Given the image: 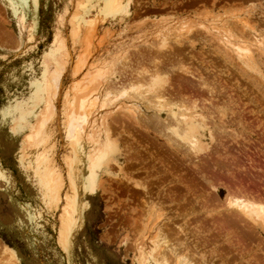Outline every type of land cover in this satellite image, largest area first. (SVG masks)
Instances as JSON below:
<instances>
[{
    "label": "rangeland",
    "instance_id": "1",
    "mask_svg": "<svg viewBox=\"0 0 264 264\" xmlns=\"http://www.w3.org/2000/svg\"><path fill=\"white\" fill-rule=\"evenodd\" d=\"M131 1L103 13L104 0H0V264H155L159 232L171 241L173 253H165L170 264L185 255L192 264H263L264 231L246 228L249 222L240 223L226 203L239 196L264 201V53L254 47L253 63L210 41L185 47L182 62L194 70L204 58L207 63L198 67L203 77L215 79L213 84L227 92L214 100L220 106L212 114L215 125H221L217 117L223 112L229 114L228 131H213V142L206 133L199 136L207 153L186 161L122 115L135 90L124 86L110 96L111 107L121 104L117 113L101 111L99 102L89 99L90 120L119 113L113 119L121 122L120 128L111 124L119 150L98 172L95 192L89 190L85 157L75 161L76 137L67 129L69 116L82 113L80 98L92 99L99 89L102 99L108 91L101 85L110 80L108 69L90 83L91 65L132 55L139 45L185 22L219 31L229 24L235 37L241 34L252 42L250 30L240 33L239 22L247 18L256 34L264 35V0ZM20 16L25 17L24 30ZM119 44H127L124 54L115 51ZM82 143L84 154L90 145ZM130 176L147 183L149 192L136 189L133 180L127 181ZM159 211L165 215L159 217ZM230 217L239 220L231 223Z\"/></svg>",
    "mask_w": 264,
    "mask_h": 264
},
{
    "label": "bare ground",
    "instance_id": "2",
    "mask_svg": "<svg viewBox=\"0 0 264 264\" xmlns=\"http://www.w3.org/2000/svg\"><path fill=\"white\" fill-rule=\"evenodd\" d=\"M122 1L123 0H104L103 7H102L103 13H106L109 9H111L113 12L115 10H119L120 7L122 6ZM129 1L130 2L128 3V5H131L132 1L131 0H129ZM102 10H101V12H102ZM122 12H124L123 14L127 15L126 10H124ZM246 19L244 21L239 22L240 28H241L240 33L244 32L247 34L248 30H250L252 32V35L250 37H253L252 42H247V41L243 40L242 38H244L243 37L244 35L242 36L241 34H239L240 38L235 37L233 34V30L230 28L229 24L228 25L226 24V26H224L225 28H223V30L219 31L215 27H206L202 24L192 25L189 22H185L184 24L180 25L177 29H175L176 31H174L173 33H170L168 35L167 33L162 32L161 34L157 35V40L151 41L150 43H147L144 47L139 45L137 47V50H134V52H133L134 54H132V55H129V54H131V51L128 50V52L130 51L129 54H125L124 56L120 55L119 58L112 57L111 60L112 61L114 60L113 62L111 61L109 63H107V62L105 63V61L104 62L101 61V63H98V65H97V66L101 67L100 69L97 68V66H94L95 64L91 65L92 69L91 68L90 69L92 71L95 70V72L93 71L94 74L92 72L91 73L92 75L90 74V77H88L90 83H95V81L98 79L96 77L97 76L99 77V75H100V71H102V70L105 71L108 69L110 80L107 83H103V84H101V81H99L100 84L102 85V87L107 88L108 91L105 92V95L103 96L102 99H100V96H99V93H100L99 89H96V90H94V92H92V99L93 100L91 98H88V97L80 98L79 111L82 113L79 114L78 112L75 113L74 111L71 112V113L74 112L75 114L73 113V114H71V116H69L70 117V120L68 121L69 122V124H68L69 129H67V130H69L70 134H74L76 137L75 146L73 147V155H74L75 161L79 160L80 157H83V156L85 157V165H86L85 170H86V174H87V183L86 184L92 193L95 192L96 187H97L96 181H97L98 172L101 170L102 166L110 160L111 155L115 154L119 150L118 140L114 137L116 130H115V133H113L114 130H112V127H114L115 125L112 126L111 124L116 123V121H117V120L113 119L114 117L115 118H117V116H118V118L120 117L119 113H118V115L116 113H117V111H119V109H120L119 105H121V104L116 105L115 102L118 101V99H117V101H114L115 106L113 105V107H111V105H110L111 100H109V99H111L110 96L111 97L113 96L112 94L114 93V91L119 89V88L122 89L124 86H128L130 89L135 90L134 91L135 94L133 96V102H131L128 106L124 107L126 109L124 112L122 111L126 115L122 114V112L120 113L124 117L126 116V118L128 117L135 122V124H134L133 121H131V123H129L130 124L129 127H133V126H131L132 123H133V125H136V127L139 126L141 128L143 126V129L146 130L148 133H152L157 140H160L168 148H170V149L174 150L175 152L181 154V156L185 159V161L188 160V156L190 158L195 157V156L197 157L198 155H200V154H202L208 150V148H205V146L202 145L201 138L199 136L203 137V134L206 133L208 138L211 141L212 140L214 141V139L217 138V137L214 138V136H215L214 132H216L218 130L224 131V132H225V130L228 131V128H227L228 124L225 122L227 115H229V114H227V112L226 113L223 112V114H221V116H218L219 118L217 117V121L219 120L221 125L217 126V125H215L216 123L213 122L214 111L219 110V108H220V106L218 108L217 105H215L214 100L218 99L217 97L220 98V96H223L222 93L225 92L224 88L222 86H220V84L219 85H217L216 83L213 84L215 79L212 81L211 80L208 81L207 78L203 77V75L201 74V71H199V69L205 63V62H203L204 58L202 59V61L196 63L197 64V67L195 66L196 68L192 67L194 70H191V67H189V65L188 66L185 65L181 59L186 54L185 53V47L196 48V42L195 41L197 40V42L199 41V43H200V41L204 42V43H206V41H210V42H213L215 44H218L223 49V51L225 50L224 52L228 51V53H230V54L232 53L236 57V59H238L240 61L242 60V62L244 60L247 62L251 61L253 63V61H252L253 60V52L251 50L254 47L257 50H261V52L264 53V35L262 33H260L259 35L256 34L257 32L254 30V28L249 26V24H248L249 21L247 22ZM18 22L21 25L22 29L24 30L26 28L25 27V17L24 16L18 17ZM90 30L94 31V26H92V27L90 26ZM217 31H218V33H217ZM251 32H249V33H251ZM198 33H202V34H205L208 36H213L214 41H211L210 39H207V40L204 39L203 40V37H200V39H198L199 38L197 35ZM195 37H197V39ZM61 42L57 41V44H59V45H57V48L59 47V49H62L65 47V46H63V43H61ZM119 45L115 48V51H117L118 53L124 54L128 48L127 44L126 45L123 44L120 46ZM122 51H124V53H122ZM135 51H136V53H135ZM223 54H224L223 58L225 60H227L226 53H223ZM186 56H188V55H186ZM119 59L121 61H118ZM189 59L196 62V59L194 58L193 55H190ZM96 61H98V59ZM189 63H191V62H189ZM100 64L101 65L105 64V65L100 66ZM198 67H199V69H198ZM108 71H106V72H108ZM127 71L129 72V74ZM52 72H54V71H52ZM89 72L90 71H88L87 74ZM125 72H127V76H126ZM175 74L178 77L177 78L174 77V79H172V76ZM86 78H87V75H86ZM56 79H58V78L56 77ZM56 79H55V82L59 81ZM101 80H103V79H101ZM48 85H49V83H48ZM47 87H49V86H47ZM142 88H144L145 91H144V89L141 90ZM116 93H114V95H116ZM187 93H189L190 96L189 95L187 96ZM226 93L227 92H225L224 95ZM126 94L127 93L122 92V97L125 98ZM127 96H129V95H127ZM89 99H90V101H94L96 103L99 102L98 107L101 111H104L107 109L108 110H114V112H116L115 113L116 116L113 114V118L112 117L110 118L111 121H110V119L107 120L105 118H100V117L96 118V120H90L89 117H90L91 111L88 110L90 108V106L87 109V107H88L87 101ZM215 102H217V101H215ZM228 105H230V102ZM70 106H72V105H70ZM91 106H93V105H91ZM50 107H51V105L49 106V108ZM74 107L75 106H73L72 108H74ZM97 111H99V110H97ZM144 111H146L147 113L150 112L151 115L147 116L148 114L146 115L144 113ZM95 113H97V112H95ZM163 115L165 116V118L161 119V116H163ZM120 119H118V120L120 121ZM130 119H128V120H130ZM210 119L212 121H210ZM122 121H123V118H122ZM231 121H233V120H231ZM224 122H225V124H224ZM116 124L118 126L120 124V126L119 127L117 126V128L121 127V122L116 123ZM229 124H231V123L229 122ZM236 124L237 123L235 122V125ZM239 125H241V124H239ZM83 126L87 127V129L85 130L83 128ZM231 129L232 128H230L229 130H231ZM102 131L104 132V137H105L103 145H101L99 143V138H100V136H102L101 135ZM232 131L233 130H231V132ZM75 132H77V133L75 134ZM79 132H80V134H79ZM70 137H71V135H70ZM233 138H235V137H233ZM82 142L86 143L87 145H90L87 153L84 152V154H83V149L80 145ZM84 143H82V144H84ZM215 162L216 163L213 162L214 163L213 165H215V164L220 165L221 164V163L219 164L218 161H215ZM251 162H252V160H251ZM220 166H222V164ZM258 168H260V167L258 166ZM213 173H215V172H213ZM215 176H218V175H215ZM131 180H133V178L131 176H130V178H127V181H131ZM178 182H180V179ZM189 183H192V182H189ZM145 185H143L137 179L133 180V186L136 189L142 190L143 192L148 193L149 190H147V187ZM192 185H193V183H192ZM75 186L77 187L78 185L75 184ZM73 187H74V184H73ZM193 188H195V187H193ZM190 191H192V190H190ZM177 193H178V191H177ZM188 193H189V191H188ZM226 203L228 204L227 207L229 206V207H232L236 210L235 215L239 216V218H240V220L239 219L234 220L235 223L238 220L240 221V223H243L242 221L249 222L251 224H249V223L244 224L243 223L244 226L247 224L245 226L246 228H248L249 225H251V226L253 225L252 227L257 226V228L262 229L264 231V201L262 202L261 199L260 200L259 199L254 200V199H250L247 197H240L239 196V197L232 198V199L230 197V199H228V202H226ZM151 205L154 206V207L152 206L153 207L152 209H154L157 212L158 210L155 209L156 206L154 204H151ZM160 209L162 210V207ZM234 209L228 210V211H232L234 213ZM155 211H153V212H155ZM160 211L158 214L159 217L165 215ZM161 213L163 215H161ZM230 214L231 213H229V216L232 215V214L231 215ZM152 215H153V213H152ZM159 217H158V219H160ZM232 217L228 218V221L232 220L231 223L232 222L234 223ZM222 222H224V221L222 220ZM228 223H230V222H228ZM216 224H217V222H216ZM225 226H226V224H225ZM233 226H234V224H233ZM237 226L239 227V225H237ZM234 227H233V229H234ZM226 228H227V226H226ZM249 228H250V226H249ZM228 229H229V227H228ZM159 233H161V232H159ZM159 233H158L159 236H156L157 238L154 241V250H157L158 255H159V257H156V258H158V260L155 261V264H170L168 258H166V254H168V253L170 254L171 252L173 253V247H172V244L170 243L171 241L167 240L168 237H166L164 234L160 235ZM250 234H252V233H250ZM245 235H243V236H245ZM251 241H252V239H251ZM175 264H192V262L187 260L186 255H185L184 257H182L181 260H179V261L176 260ZM263 264H264V262H263Z\"/></svg>",
    "mask_w": 264,
    "mask_h": 264
}]
</instances>
